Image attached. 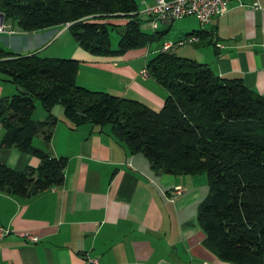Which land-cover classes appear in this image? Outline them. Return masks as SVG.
Instances as JSON below:
<instances>
[{
	"label": "trees",
	"instance_id": "16d2710c",
	"mask_svg": "<svg viewBox=\"0 0 264 264\" xmlns=\"http://www.w3.org/2000/svg\"><path fill=\"white\" fill-rule=\"evenodd\" d=\"M138 5L139 0H0L4 19L21 30L68 23L72 38L94 55L121 54L164 35L165 29H140ZM112 17L127 19L119 23L108 20ZM113 28L115 47L109 36ZM203 30L190 33L202 39ZM156 48L143 68L166 95L159 107H151L76 84L74 58L41 57L0 45V79L25 89L0 96V146L39 160L23 169L0 162V190L28 196L62 182L66 157L50 156L31 142L35 135L50 137L57 119L51 108L58 104L72 126L108 124L156 172L204 174L206 192L195 214L202 242L233 264H264V96L239 77L219 76L207 63L173 48ZM35 100L46 112L42 119L31 115Z\"/></svg>",
	"mask_w": 264,
	"mask_h": 264
},
{
	"label": "crops",
	"instance_id": "0c3cea01",
	"mask_svg": "<svg viewBox=\"0 0 264 264\" xmlns=\"http://www.w3.org/2000/svg\"><path fill=\"white\" fill-rule=\"evenodd\" d=\"M153 1L139 0L138 7ZM227 5L192 48L174 52L207 63L219 76L239 77L264 96V0H228ZM126 19L108 18L119 23ZM170 26L160 23L156 30L165 29L164 35L172 30L171 40L194 30ZM6 34L26 40L21 49L1 43L6 49L76 59L75 83L88 89L151 107H159L166 95L159 83L141 73L150 54L144 46L140 51L94 55L72 38L67 23L32 31L16 26ZM17 91L16 85L0 79V96ZM62 111L58 104L51 108L57 119L48 139L35 135L31 140L50 156L66 157L62 182L28 196L0 190V225L11 229L0 240V264H233L202 242L204 232L195 217L197 202L206 192L202 178L156 172L143 154L130 152L108 124L72 126ZM31 115L42 119L46 112L34 105ZM38 161L30 153L0 146V162L12 168L36 166ZM22 232L35 234L37 240L23 238Z\"/></svg>",
	"mask_w": 264,
	"mask_h": 264
},
{
	"label": "built area",
	"instance_id": "2783aa9c",
	"mask_svg": "<svg viewBox=\"0 0 264 264\" xmlns=\"http://www.w3.org/2000/svg\"><path fill=\"white\" fill-rule=\"evenodd\" d=\"M228 0H155L150 6L144 7L139 11H144L148 16L151 27L157 28L160 23H169L174 18H179L187 14L194 15L201 28H204L210 20L218 15L223 14L227 8ZM7 23L0 10V33H13L15 27ZM198 40V36L194 33H188L175 40L165 39L158 45L159 50L172 49L186 42L193 43ZM156 48V49H157ZM143 75L146 74L145 69H141ZM179 192V187L175 189ZM11 231L7 226L0 225V240ZM23 238L29 241H36L37 236L30 232H22Z\"/></svg>",
	"mask_w": 264,
	"mask_h": 264
},
{
	"label": "rangeland",
	"instance_id": "374dc122",
	"mask_svg": "<svg viewBox=\"0 0 264 264\" xmlns=\"http://www.w3.org/2000/svg\"><path fill=\"white\" fill-rule=\"evenodd\" d=\"M139 10H141V9H139ZM138 12L140 14H144L145 17H148L144 11H142V12L141 11H138ZM6 22L9 23V24H11L13 27L15 26V22L12 19H7ZM169 23H171V26H170L171 29H175L174 27H176V24H182V25H184V29H185V27H187L188 29L191 28V27L194 28V29L195 28L198 29V25H199L196 17L194 15H191V14H187V15H184V16L179 17V18H174ZM164 24H168V23H164ZM139 27L144 32H151L153 30V28L151 27L150 21L149 20H146V19H140L139 20ZM169 32H170L169 34H165L164 36H162L158 40L151 41L148 45H146L144 47H146L147 48V51H149V53H151V51L154 49L155 45L158 44L159 42H161L163 40L162 39L163 37H166L167 39L173 38L172 35H174L175 33L172 30H169ZM109 36H110L111 45H115L116 44V41L118 39V32H117V30L114 29V28L113 29H110L109 30ZM21 37H22V35H20V34H11V35L8 34L7 35L6 33H0V45H2L1 43H3V44L4 43L5 44L6 43H9V45H10L11 48L17 47L18 49H21V47L23 46V42L26 41L25 39H22ZM36 41H38V40H35V42ZM19 45H21V47ZM192 47H193V45L191 43L186 42V43H184L182 45L176 46L175 48H173V50L175 52H177V53H180L181 52V54H182V53H186L184 51H186L187 49L192 48ZM136 49L138 51H140L138 48H136ZM149 55H147V56L149 57ZM185 57H188V56H185ZM140 58H141V62H142L143 61V57H140ZM34 105L41 106V105L38 104V101L37 100H35ZM188 176H190V175H188ZM193 176H195L193 178H202V180L205 183V176H204V174H195ZM205 190H206V184H205Z\"/></svg>",
	"mask_w": 264,
	"mask_h": 264
},
{
	"label": "water",
	"instance_id": "95a60500",
	"mask_svg": "<svg viewBox=\"0 0 264 264\" xmlns=\"http://www.w3.org/2000/svg\"><path fill=\"white\" fill-rule=\"evenodd\" d=\"M17 89L19 90V91H25V89H22L21 87H19V86H17Z\"/></svg>",
	"mask_w": 264,
	"mask_h": 264
}]
</instances>
